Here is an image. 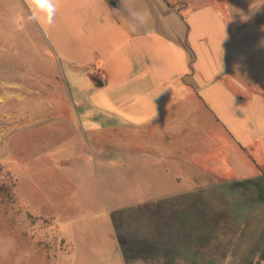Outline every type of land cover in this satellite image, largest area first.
Returning a JSON list of instances; mask_svg holds the SVG:
<instances>
[{
  "label": "crops",
  "instance_id": "1",
  "mask_svg": "<svg viewBox=\"0 0 264 264\" xmlns=\"http://www.w3.org/2000/svg\"><path fill=\"white\" fill-rule=\"evenodd\" d=\"M16 2L47 53L38 75H51L50 94L59 86L69 96L65 127L123 146L117 158L143 203L166 186L209 188L229 170V147L258 167L264 0H55L52 25Z\"/></svg>",
  "mask_w": 264,
  "mask_h": 264
},
{
  "label": "rangeland",
  "instance_id": "2",
  "mask_svg": "<svg viewBox=\"0 0 264 264\" xmlns=\"http://www.w3.org/2000/svg\"><path fill=\"white\" fill-rule=\"evenodd\" d=\"M34 38L23 6L0 0V180L15 181L14 204L0 194V264H256L264 142L258 167L229 147V170L209 188L166 186L159 202L143 203L117 158L123 146L65 127L69 96L48 91Z\"/></svg>",
  "mask_w": 264,
  "mask_h": 264
},
{
  "label": "clouds",
  "instance_id": "3",
  "mask_svg": "<svg viewBox=\"0 0 264 264\" xmlns=\"http://www.w3.org/2000/svg\"><path fill=\"white\" fill-rule=\"evenodd\" d=\"M25 4L31 12L30 19L47 25L55 22V0H25Z\"/></svg>",
  "mask_w": 264,
  "mask_h": 264
},
{
  "label": "trees",
  "instance_id": "4",
  "mask_svg": "<svg viewBox=\"0 0 264 264\" xmlns=\"http://www.w3.org/2000/svg\"><path fill=\"white\" fill-rule=\"evenodd\" d=\"M116 0H109L112 6H115ZM91 79L95 83V85L100 86L102 84L101 80L96 75H91ZM264 174V171H262ZM6 181L3 179L0 180V194L6 199L9 204L15 203V181L12 180V177L8 175V172L5 174ZM264 262V252L261 253L259 260L256 264H260Z\"/></svg>",
  "mask_w": 264,
  "mask_h": 264
}]
</instances>
